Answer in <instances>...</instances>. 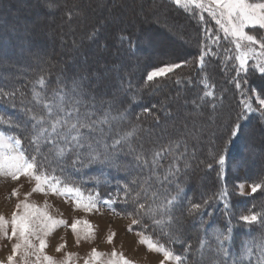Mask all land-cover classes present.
Wrapping results in <instances>:
<instances>
[{
    "label": "trees",
    "instance_id": "16d2710c",
    "mask_svg": "<svg viewBox=\"0 0 264 264\" xmlns=\"http://www.w3.org/2000/svg\"><path fill=\"white\" fill-rule=\"evenodd\" d=\"M76 1L78 0H64L69 6ZM125 1L119 0L118 3L116 1L110 4L107 9L115 10ZM148 1L151 5L172 13L175 21L179 24L188 23L191 26L196 42L189 55L153 59L154 54L150 51L154 47L152 34L142 31L149 28L158 36L162 34L166 36L168 31L147 21H142L136 26L125 25V27H121L118 34L115 35L114 33L112 40L101 45L103 48H109L105 54L109 58L105 62H112L113 56L117 55L116 59L123 62L121 68L109 67L104 69L105 71H100L97 66H91L82 71L80 66L75 65L68 71L58 74L56 67L51 70L43 69L31 75L26 72H21V74L17 72L26 80L16 79L10 82L7 77L9 70L27 67L24 65L25 54L31 52L30 46L35 41V33L30 25L23 27L13 25L11 20L17 18L16 16L0 18V47L4 46L3 49L0 48V53L4 56L2 59L6 60L11 55L14 57L12 63L6 61L8 64L0 60V89H3L4 92L14 93L12 97L0 96V116L5 120L11 118L15 123L23 126L28 119L25 115V109L43 112L42 105H38L33 99V89L40 92L45 98H51L54 90L63 87L66 91H70L73 80H82V82L84 80L83 85L86 89L87 98L93 93L97 96V93L104 88L102 86L106 85V82L105 84H96L88 81L89 76L95 75V78L100 80L103 78L102 75H106L110 80H118L120 87L116 90L115 96L123 97L120 103H113L112 114L119 115L120 112L126 110V118L113 123L112 136H116L117 133L122 134L133 127H140L137 129L136 137L132 140L133 145L139 149L138 145L144 131H152L166 124V120H164L166 112L171 116L168 120H174L175 117L172 116L173 105H177L178 101L185 95H178L176 91L180 89L186 93L191 90L193 95L188 97L190 100L186 101L184 107L188 112H195L197 126L205 125L213 120L217 126H224L225 129H221V132L214 138L215 150H212L210 144L207 143L202 146L201 153L197 151L194 144L196 136L194 137L191 133L182 136L174 130L169 132L164 140L142 144V150L146 155H150L152 150L164 145L172 144L174 146V151L166 155L162 161L164 168L158 169V172L162 176L165 169L173 161L180 170L163 183H158L155 176H152L149 181L150 188L147 197L142 194L141 202L147 200V203H153L151 193L155 191L159 197L155 203L159 204L166 197L176 195L177 185H179L183 192L171 213L173 223L166 231H170L173 238L179 237L181 242H174L168 235L163 234L160 228L153 225L150 218H145L143 225L146 226L147 233L154 240H158L177 255H186L185 247L190 243L193 251L187 254L189 264H212L214 260L221 261L223 264L225 258L216 251L217 241L213 233L220 230L227 234V229L231 227L232 238L225 242V247L230 253L227 264H232L233 260H237L239 264H256L257 248L253 246V255L249 258L242 248V243L252 241L255 244L264 238V223L258 222L248 225L242 222L239 217L244 214L257 213L264 219V187L257 189L255 193L249 196L247 202H243L242 197L237 194L235 189L239 177L236 176L239 174L238 171H241L242 177L244 176L250 184L264 185V116L259 110L246 113L245 117L239 120L240 131L238 135L232 138L226 147L225 143L228 141L226 130L235 125L238 115L243 109L241 101L254 97L257 92L264 93V76L255 71L253 67H248L246 76L244 73L237 75L234 67L238 66L236 61L225 59L228 56H234L232 40L218 34L216 27L210 20H201L196 13H187L167 0ZM25 4L28 5V1ZM104 25L110 26L109 23ZM50 30L51 28L48 27L44 32H50ZM98 33H100V29ZM120 35H124L128 39L120 41ZM216 37H220L218 42ZM94 42L96 41L84 43L82 48H90L95 45ZM204 51L209 52V54L205 55L204 67L201 69L199 57ZM70 53L69 51L62 53L61 57L67 59ZM146 53L149 55L144 56ZM4 64L7 66L4 67ZM172 64L181 66L165 77L156 78L151 82L147 81L146 77L150 71ZM9 66L10 69L7 68ZM135 66L139 68L136 69ZM134 68L136 75L131 73ZM205 75H207L208 84L213 88L214 96L204 97L201 100L200 97H203L206 91L202 83ZM41 77L45 80L44 86L37 83ZM132 77L137 78L135 82H133ZM177 80L180 82L177 83ZM237 81L241 84L240 88L236 87ZM154 91L156 92L153 93ZM107 99L112 98L108 97ZM193 101L195 104L192 103ZM213 104L216 106L215 109L212 107ZM253 108H258L254 101ZM97 111L102 114L103 110L99 104H97ZM226 116L228 119L225 118ZM176 123L178 128H182L180 119L177 118ZM190 127L189 130L194 132L196 126ZM0 130L8 134L19 135L22 139L25 135L15 127L7 125L0 126ZM203 137L206 139L207 136L202 135ZM108 143H111V137L108 139ZM175 144H179V147H175ZM23 147L31 151L27 140H24ZM98 150L102 153L100 161L89 163L85 158L84 165L73 168L75 172L72 175L63 176L59 170L56 174L62 175L65 180L67 178L69 183L79 186L86 192L92 194L98 192L101 200H114L113 208L116 213L131 218L127 213L132 212L135 206L130 197L129 202L124 203V185L128 184L133 190L132 195H134L136 191H140L141 184L151 176V172L149 169L137 166L132 155L127 154L126 147L123 148V152L115 163L106 162L103 149L99 148ZM208 152H211V155L205 157ZM220 154L225 156L223 180L218 176L221 171V167L217 163ZM177 157L179 159H176ZM197 158H200L201 161L193 164L192 159ZM70 159L63 165L65 169L68 168L67 170H73ZM235 162L240 163L239 168H232V164H236ZM185 164L189 167H185ZM208 164L212 165L211 169L207 167ZM201 173L210 177L203 193L197 189ZM134 179L137 181L135 184L131 183ZM222 187H226L228 191L227 208L224 206V201L216 198ZM205 200H208L209 203L201 209L202 215L201 213L189 214L191 204H203ZM134 228L136 231H140L141 225H135ZM185 228L189 229L186 234L183 232ZM202 238L208 240L210 247L205 249L204 259L200 260L198 254H194Z\"/></svg>",
    "mask_w": 264,
    "mask_h": 264
},
{
    "label": "snow or ice",
    "instance_id": "6c2138e0",
    "mask_svg": "<svg viewBox=\"0 0 264 264\" xmlns=\"http://www.w3.org/2000/svg\"><path fill=\"white\" fill-rule=\"evenodd\" d=\"M174 3L178 6L182 5L186 10L190 6H194L196 9L206 11L215 20V23L224 33L225 38H232L231 42L235 45L237 55L234 57L228 56L225 59L238 61V66H234L237 75L244 73L246 76L248 74L249 61L251 60L255 61L252 65L253 69L264 76V37L258 38L257 35L249 34L246 31L249 28L264 30V0H255V2L253 0H174ZM200 19L203 20L202 15ZM97 32L98 30H94L88 38L94 39ZM126 39L128 37L124 35L119 36L120 41ZM219 39L220 37H216L217 42ZM208 54L209 52L204 51L199 57L201 69L204 67V57ZM180 66L172 64L156 68L147 74L146 79L149 82L154 81L157 77H164ZM179 82L177 80V83ZM37 83L44 86V78L41 77ZM202 83L206 89H210L207 75H205ZM236 87H241L239 81L236 82ZM0 96L12 97L14 93L4 92L3 89H0ZM211 96H214V92L207 90L200 99L203 100L204 97ZM33 99L38 105H42L43 112L25 109V115L28 119L23 126L15 123L11 118L5 120L0 116V126L15 127L25 133L22 139L19 135L8 134L0 130V176L10 177L14 181L21 176H25L35 181V186L31 192L25 194V200L16 204V209H24L22 213L14 211L10 221L0 215V236L7 239L15 238L17 241L12 245L11 254L7 256V264H16V256L21 252L23 253L24 264H28L27 258L30 255L35 256V264H58L52 256L44 252L47 247L46 238L57 227L66 225V221L51 216L46 210L47 204H45L44 209H41L34 204L28 203V196L32 192H45V194L51 192L56 195L71 197L76 208H83L86 211L97 209L100 202L98 192L85 195L79 186L67 182L62 175H57L56 173L58 170L61 173L65 171L63 165L70 158L73 168L77 165L83 166L85 158H87L89 163L100 161L102 153L98 150L99 148L103 149L106 162L115 163L123 152L124 147L127 148V154L132 155L137 166L149 169L151 172V176L146 178L141 184L140 191H136L134 195H132L133 190L129 185H124V203H128L130 197L131 202L135 206L132 212L127 213L131 217V225H129L128 231L133 230L132 225H141V230L136 232L138 243L146 246L148 251L160 254L162 259L159 264H170V262H174V264H189L187 254L193 251L190 243L185 247L186 255H177L158 240H154L147 233L146 226L143 225V220L150 218L153 225L160 228L163 234L168 235L174 242H181L179 237L173 238L171 232L166 231V229H169L173 223L171 213L183 189L177 185V194L166 197L159 204L155 203L159 198L158 193L155 191L151 193L153 203L149 204L147 200L141 202L142 194L147 197L150 188L149 181L152 176H155L158 183H163L180 170L179 166L173 161L165 169L162 176L158 172V169L164 168L162 161L166 155L174 151V146L172 144L164 145L152 150L150 155H146L142 150V145L138 149L132 143L133 138L137 135L136 127L122 134L117 133L116 136H112L113 123L125 119L126 110L120 112L119 115H113V99H106L103 96L98 98L94 93L86 98V89L82 80H73L70 91H66L63 87L59 88V90H54L51 98H45L40 92L33 89ZM253 101L258 105V108H253ZM192 103L195 104V101ZM241 103L243 109L238 115L237 122L226 130L228 141H226L225 147L232 138L238 135L240 131L239 120L243 119L246 113L259 110L261 115L264 116V93L257 92L254 97L242 100ZM97 104L103 110L102 114L98 113ZM212 107L215 109V104ZM110 137L111 143L109 144L108 139ZM24 140H27L31 151L23 147ZM175 147H179V144H175ZM109 152L110 155H108ZM176 159H179V157ZM217 163L221 167L218 176L223 180V166L225 163L223 154L219 155ZM185 167H189V165L185 164ZM207 167L211 169L212 165L208 164ZM131 183L135 184L137 181L134 179ZM145 185H148V187H145ZM239 187L242 194L244 186L241 184ZM261 187H264V185H251L252 193H255ZM11 195L18 196L19 190L13 189ZM227 196V188L222 187L216 197L224 201L225 208L228 207ZM114 202V200L103 201L110 210L115 212V209L112 208ZM208 203L209 201L205 200L203 204H191L189 214L201 213V209ZM239 219L248 225L258 222L264 223V219L257 213L242 215ZM80 223L85 224L83 238H94L91 225H88L86 221H75L71 225V229L76 235L77 244H79L81 239L80 232L77 230V224ZM9 224H11V234L8 231ZM231 232L232 229L229 227L227 234L220 230H216L213 233L217 241L216 251L225 258L223 264H227V258L230 256L229 250L225 247V242L231 240ZM114 236L115 233H110L107 236V242L112 243ZM34 241H38V244L34 243ZM253 246L258 250L256 264H264V238H261L255 244L252 241L242 243V248L249 258L253 255ZM64 247L65 244L62 243L57 246L56 251L59 252ZM209 247L208 240L202 238L194 255L198 254L200 260H203L205 249ZM74 255V253L66 254L61 264H70ZM0 264H4V262L0 261ZM84 264H134V262L115 249L110 254H106L93 248L84 260ZM212 264H221V261L214 260ZM232 264H239V262L233 260Z\"/></svg>",
    "mask_w": 264,
    "mask_h": 264
},
{
    "label": "rangeland",
    "instance_id": "374dc122",
    "mask_svg": "<svg viewBox=\"0 0 264 264\" xmlns=\"http://www.w3.org/2000/svg\"><path fill=\"white\" fill-rule=\"evenodd\" d=\"M26 1H28L29 6L25 4ZM116 1L118 3L119 0H78L69 6L64 0H0V18L9 16L11 18V16H16L17 18L11 20L13 25L16 24V27L18 25V27L30 25L35 33V41L30 46L31 52L25 54V61L27 62L25 63L24 61V65L27 67L9 70L7 74L8 81L11 82L16 79L26 80L22 75H18L17 72L20 74L21 72H26L31 75L43 69L51 70L56 67L58 74L68 71L75 65L80 66L82 71L91 66H97L100 71L106 68L108 69L109 67L116 69L121 68L123 62L116 59L117 55L113 56L114 60L112 62H105L106 59L109 58L105 55L109 48H103L101 45L112 40L114 38V33L115 35L118 34V32L121 31V27H125V25L136 26L142 21H147L156 27L168 31L166 36L163 34L158 36L149 28L142 31L152 34L154 47L150 51L154 54L153 59L156 60L160 57L187 56L190 54V50L195 46L196 39L194 31L188 23L179 24L175 21L172 13L168 12L166 9L151 5L148 0H128L127 2L124 0L125 2L117 9H107L110 4ZM167 1L187 13L193 12L198 16L202 15L203 19L211 21L216 27L218 34L224 36V33L215 23V20H213L206 11L196 9L194 6H190V8L186 10L182 5H176L174 0ZM253 2H255V0H253ZM105 23H109L110 26L104 25ZM48 27L51 28L50 32H44ZM99 29L100 33L97 32L94 39L88 38L94 30ZM246 31H248L249 34L257 35L258 38L264 37V30L262 29L249 28L246 29ZM228 39L232 40L231 37H228ZM92 41H96L94 42L95 45L90 48H82V44ZM232 45L233 55L235 56L237 55L235 45ZM47 47L48 49H46ZM0 48L3 49L4 46ZM67 51L71 52L70 56L67 59H63L61 55ZM150 51L149 53H151ZM149 53H146L144 56L149 55ZM122 54L124 55L125 52ZM3 57L4 56L0 53V60L3 63L5 61V64H8L6 63L7 60L10 63L14 60L12 55L6 60H3ZM236 63L238 64V61H236ZM254 63L255 61L250 60L249 67H252ZM5 64L4 67L7 66ZM7 68L10 69V66ZM135 68L138 69L139 67L135 66ZM135 68L131 70V73H133L132 75H136L134 72ZM176 69L177 68L173 71ZM102 77L103 78L100 80L95 78V75H90L88 78V81L96 84H105L106 82V85L102 86L104 88L97 93L98 98L101 96L106 99L111 97L114 102L120 103L123 97L115 96L116 90L120 87L118 80H110L106 75H102ZM132 79L133 82H135L137 78L132 77ZM205 90L213 91V88L210 86V89L205 88ZM155 92L156 91L153 93ZM176 92L178 95H185L178 101L177 105H173L174 109L172 116L175 117L174 120H168L171 116L166 112L164 115L166 124L152 131H144L138 146L140 147L142 144H148L150 142L154 143L157 140H164L166 135L174 130L182 136H185L187 133H191L194 137L196 136L197 138L194 144L199 153H201L202 146L207 143L210 144L212 150H215L214 138L221 132V129L224 130L225 127L217 126L213 120L205 125H199L198 127L196 124L197 116L195 112H188L186 107H184L187 103L186 101L190 100L188 97L192 96L193 92L190 90L183 93V90L180 89ZM177 118L180 119L182 128H178L176 125ZM225 118L228 119L227 116ZM190 126H196L194 132L189 130L191 129ZM137 129H140V127H137ZM202 135H206V139L204 137L202 138ZM210 153L211 152L206 153L205 157H209L211 155ZM200 161V158H197L194 160L192 159L191 162L196 164ZM78 166L79 165H77L76 168ZM239 167L240 163L238 162L232 164V168L236 169ZM67 169L62 173L63 176H70L75 172L73 167V170ZM235 169L234 171H236ZM238 172L239 174L236 176L239 177L235 190L237 194L242 197L243 202H247L246 200L253 194L251 191L252 184H250L244 176L242 177L241 171ZM209 178L210 177L204 176L201 173L200 182L197 186L198 191L203 193L205 186L207 187L206 184ZM241 184L244 186L242 194L239 187ZM34 186L35 181L25 176H21L15 181L10 177L0 176V215H3L10 221L14 211L22 213L24 209H16V204L24 201L25 194L31 192ZM13 189L19 190L18 196L11 195ZM81 190L85 195L89 194V192L83 189ZM103 201L105 200L100 199L97 206L98 210L86 211L83 208H76L71 197L56 195L51 192H47V194H45V192H32L27 198L28 203L34 204L41 209H44L45 204H47L46 210L51 216L66 221V225L57 227L46 238L47 247L44 249L45 254L52 256L58 264H61L66 254L74 253L75 255L70 264H84V260L88 257V254L93 248L106 254H110L112 250L115 249L117 252H122L124 256L132 260L134 264H159L162 256L158 253L148 251L146 246L138 243L137 231L134 228L135 225H132V231H128V227L131 225V218L117 214L116 211L113 212ZM75 221H86L88 225H91L94 238L84 239L83 230L85 224H77V230L81 235L80 242L77 244L76 235L71 229V225ZM188 230V228H185L183 231L184 234H186ZM8 231L9 234H11V224L8 226ZM110 233H115L112 243L107 242V236ZM16 242L15 238L7 239L0 236V261H3L4 264H7V256L11 254L12 245ZM34 243L38 244V241H34ZM62 243L65 244V247L59 252L56 251L57 246ZM27 260L28 264H35L36 258L34 255H30ZM16 264H24L22 252L16 256ZM170 264H174V262H170Z\"/></svg>",
    "mask_w": 264,
    "mask_h": 264
}]
</instances>
